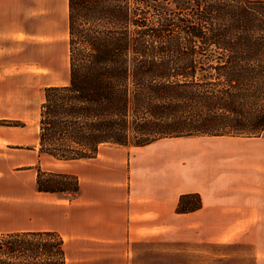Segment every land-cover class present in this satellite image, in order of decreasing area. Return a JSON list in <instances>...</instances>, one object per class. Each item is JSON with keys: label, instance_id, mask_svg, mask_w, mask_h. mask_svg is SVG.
I'll return each instance as SVG.
<instances>
[{"label": "trees", "instance_id": "trees-1", "mask_svg": "<svg viewBox=\"0 0 264 264\" xmlns=\"http://www.w3.org/2000/svg\"><path fill=\"white\" fill-rule=\"evenodd\" d=\"M67 8L68 82L43 90L40 154L73 162L105 145L264 134V48L238 0H67ZM42 173L36 191L65 193ZM71 178L69 197L79 191ZM200 205L184 194L176 212ZM0 264H66L64 240L55 231L0 235Z\"/></svg>", "mask_w": 264, "mask_h": 264}, {"label": "crops", "instance_id": "crops-1", "mask_svg": "<svg viewBox=\"0 0 264 264\" xmlns=\"http://www.w3.org/2000/svg\"><path fill=\"white\" fill-rule=\"evenodd\" d=\"M67 13V0H0V235L57 232L50 215H43L55 209V196L36 191V178L39 168L51 172L59 166L77 178L79 189L68 198L66 264H120L142 236L168 233L170 220L185 219L200 244H248L254 264H264V169L210 159L193 190L184 191L175 182L170 190L167 176L175 159L163 157L161 141L134 154L118 146L68 166L39 153L40 102L35 107L33 92L40 89L41 74L36 71L50 77L59 62L68 68V45L66 52L61 48ZM184 194H197L200 208L177 213Z\"/></svg>", "mask_w": 264, "mask_h": 264}, {"label": "rangeland", "instance_id": "rangeland-1", "mask_svg": "<svg viewBox=\"0 0 264 264\" xmlns=\"http://www.w3.org/2000/svg\"><path fill=\"white\" fill-rule=\"evenodd\" d=\"M238 1L246 9H249L252 14L253 24L257 26L254 30V35L260 37L258 47L264 48V0L256 2L250 0ZM64 36L65 44L61 48L66 52L68 41L67 26ZM61 48L60 46L58 47L59 54L60 51L62 52ZM66 65L59 62L56 73L51 74L50 77L43 71H36V73L41 74V83L39 91L35 89L33 92L35 107L38 102H40L39 105L42 103L43 90L46 88L43 86L45 83L56 84V86L67 84L68 68ZM38 93H40V97ZM37 122H39V118ZM5 123L8 125L11 123L16 124L17 122H1V124ZM219 137L194 136L158 140L161 141L160 143H166L162 150L163 157H167L170 160L172 158L175 159V163H172L174 168H170L173 170H170L167 176L170 182V190H172L171 186L173 184L171 182H175L179 190L192 191L193 182L204 176L210 159L214 158H216L218 163H225L227 166L234 163L239 164L237 166L234 165L233 167L235 168L247 167L254 169L255 167L264 169V134L260 137L250 138ZM208 143H212V148L208 146ZM117 147L116 145L101 146L99 152L102 154L104 151L116 149ZM126 147L131 149L130 153L132 154L139 151L137 147ZM159 153L160 150L157 151L155 156L159 157ZM257 160H260L259 163L256 162ZM82 161L85 160L73 162L82 163ZM59 163L57 165L68 166V162L60 161ZM60 169L58 166L56 170L51 172L40 170L43 172L42 179L44 181L51 180L57 183V187L65 191V193H54L55 197L51 201H56V207L49 213L43 210V215L47 216L49 214L51 221L54 220L56 231L66 241L68 252V198H71L68 196V190L74 191L75 181L71 178L74 176L68 174V170L64 172ZM141 238L127 248V254L121 255L122 261L120 264H254L252 250L248 244L209 245L197 242V236L191 230V221L187 219L181 222L170 220L168 233L154 230L151 236H142Z\"/></svg>", "mask_w": 264, "mask_h": 264}]
</instances>
